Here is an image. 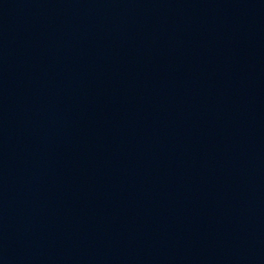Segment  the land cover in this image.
I'll return each mask as SVG.
<instances>
[{"label":"water","instance_id":"1","mask_svg":"<svg viewBox=\"0 0 264 264\" xmlns=\"http://www.w3.org/2000/svg\"><path fill=\"white\" fill-rule=\"evenodd\" d=\"M0 264H264V0H0Z\"/></svg>","mask_w":264,"mask_h":264}]
</instances>
